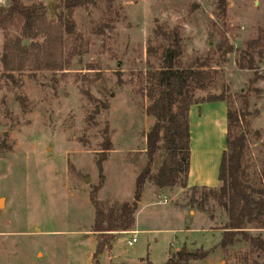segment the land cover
I'll use <instances>...</instances> for the list:
<instances>
[{
  "label": "rangeland",
  "instance_id": "rangeland-1",
  "mask_svg": "<svg viewBox=\"0 0 264 264\" xmlns=\"http://www.w3.org/2000/svg\"><path fill=\"white\" fill-rule=\"evenodd\" d=\"M21 1L41 3L46 15L56 18L51 0ZM226 1L223 16L216 13L214 0H113L110 11L103 1L76 7L78 52L64 73H15L10 80L0 64V142L6 144L0 152V264H162L184 244L208 252L189 264L262 262L243 241L223 253L218 214L210 219L205 211L182 207L183 190L152 184L145 185L135 214V225L144 231L113 234L97 263L93 258L91 191L101 201L131 200L145 162V133L153 118L145 113L143 87L147 69L158 66L157 55L147 51L158 44L157 25L177 27L182 62L206 57L217 69L210 90L219 93L224 86L234 108L246 107L248 172L257 177L264 148V48L262 41L250 42L264 24V0ZM108 17L112 23L99 31ZM2 42L0 29V53ZM73 45L66 41V56ZM242 51L252 52L253 69L239 67ZM241 61L246 65L247 58ZM203 121L200 166L194 163L217 177L216 150L223 134L215 122ZM106 135L111 149L101 179L95 160ZM132 236L136 242L128 244Z\"/></svg>",
  "mask_w": 264,
  "mask_h": 264
},
{
  "label": "trees",
  "instance_id": "trees-1",
  "mask_svg": "<svg viewBox=\"0 0 264 264\" xmlns=\"http://www.w3.org/2000/svg\"><path fill=\"white\" fill-rule=\"evenodd\" d=\"M51 1L57 12L56 18H49L41 3L26 5L21 0H5V4L0 5V29L3 34L0 64L6 78L12 80L13 74L24 72L64 73L69 58L78 52L75 43L80 38L75 30L72 10L103 1L105 8L110 11L113 3V0ZM226 6V0H214L218 16L225 14ZM112 21V17H108L98 30L103 31ZM154 34L158 44L149 45L147 51L157 55L158 66L147 69L143 87L147 102L145 113L153 118V123L145 133V162L136 174L131 200L101 201L96 198V190L91 191L94 217L90 230L96 236L93 258L97 263V257L114 240L115 232L134 230L142 192L146 184H152L157 189L178 187L183 190L187 199L180 205L182 207L205 211L210 219L218 214L223 219L218 243L223 253L227 252L229 246L243 241L250 253L263 257L261 263L252 261V264H264V148L258 175L251 177L248 172L250 157L244 120L246 107L243 106L241 110L234 108L224 86L219 93L210 90L217 69L209 65L206 57L195 58L187 64L182 62L183 47L177 27L165 29L157 25ZM69 39L73 40L74 45L66 56L64 48ZM260 41L264 48V24L258 39L251 41L250 46ZM228 48L230 50L231 46ZM261 52L262 49L257 54L260 56ZM261 57L257 59L258 63L262 61ZM244 58H247L246 65L241 61ZM240 59V68H254L252 52L242 51ZM84 94L89 101L96 102L88 91ZM214 101L226 103L225 148L218 168V185L188 186V111L193 104ZM2 148H6L5 140L0 142V152ZM110 149L111 143L106 135L95 160L101 179L102 162ZM156 156L161 157L157 164ZM252 229L255 230L252 232ZM207 254L202 247L193 249L184 244L169 253L162 264H189L191 260L203 259ZM146 264L153 263L147 260Z\"/></svg>",
  "mask_w": 264,
  "mask_h": 264
},
{
  "label": "crops",
  "instance_id": "crops-1",
  "mask_svg": "<svg viewBox=\"0 0 264 264\" xmlns=\"http://www.w3.org/2000/svg\"><path fill=\"white\" fill-rule=\"evenodd\" d=\"M225 111H226V103L224 101H214V102H204L200 104H193L189 108L188 121H189V130H190V161H189V170L187 174V185L188 186L195 185V186L214 187L218 184V179L216 175L214 176L213 173L211 172L207 173V170H204L203 172V169L199 167L200 166V163H199L200 134H199L198 128L201 126L202 122H204L203 120H209L211 122H215L220 127V133L221 135L223 134V136H221V140L222 139L223 140L220 141V144H218V148L216 152H217V155H219L221 158L222 151L225 148V134H226ZM195 154H197L196 158H195ZM194 159L196 160L199 166L194 163ZM219 163H220V159H219ZM218 168H219V164H218ZM134 231L139 232V231H144V230L139 229L135 225L134 230L124 231V232H115L114 234H121V233L133 234L132 232ZM131 239L127 240V243ZM134 242H136V238ZM108 247H110V245H108L106 249ZM105 254H107V250H105Z\"/></svg>",
  "mask_w": 264,
  "mask_h": 264
},
{
  "label": "built area",
  "instance_id": "built-area-1",
  "mask_svg": "<svg viewBox=\"0 0 264 264\" xmlns=\"http://www.w3.org/2000/svg\"><path fill=\"white\" fill-rule=\"evenodd\" d=\"M135 241V237H132V239L130 241H128V244H131Z\"/></svg>",
  "mask_w": 264,
  "mask_h": 264
},
{
  "label": "bare ground",
  "instance_id": "bare-ground-1",
  "mask_svg": "<svg viewBox=\"0 0 264 264\" xmlns=\"http://www.w3.org/2000/svg\"><path fill=\"white\" fill-rule=\"evenodd\" d=\"M0 203H1V201H0Z\"/></svg>",
  "mask_w": 264,
  "mask_h": 264
}]
</instances>
